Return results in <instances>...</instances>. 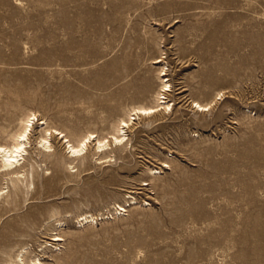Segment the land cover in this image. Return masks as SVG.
I'll use <instances>...</instances> for the list:
<instances>
[{
  "label": "rangeland",
  "instance_id": "374dc122",
  "mask_svg": "<svg viewBox=\"0 0 264 264\" xmlns=\"http://www.w3.org/2000/svg\"><path fill=\"white\" fill-rule=\"evenodd\" d=\"M163 79L171 110L71 157ZM31 112L22 181L0 168V264H264V0H0L1 145ZM47 129L65 137L40 152Z\"/></svg>",
  "mask_w": 264,
  "mask_h": 264
},
{
  "label": "bare ground",
  "instance_id": "6f19581e",
  "mask_svg": "<svg viewBox=\"0 0 264 264\" xmlns=\"http://www.w3.org/2000/svg\"><path fill=\"white\" fill-rule=\"evenodd\" d=\"M162 62L163 60L161 59V57L154 60V63H162ZM166 74L167 73L165 72V69H162L161 75L166 76ZM170 91H172V85L169 83V80L163 79L162 87L157 93V97H156L157 103L152 106H137V107L132 108L128 114L129 118L121 119L119 123L114 127V134L112 135L111 140L100 139L93 132L83 135L76 143H71L68 140L67 141L68 149L70 150L69 153H71V157L74 160L84 157L89 143L94 139H96V143L94 147V151L96 153L105 152V150L112 144L117 145V146L123 144L127 140V133H126L125 128L130 127V124L132 123L133 119L141 118V117H151L153 114H155L157 111L161 109H164V110L172 109V105L170 104V102L168 101V97L166 96L168 95ZM216 100L217 98H215V100H212L211 102H208V103L192 101V105L194 108L197 109V111L205 112V111H209L212 108ZM35 118H36V114L31 112L25 118L21 120L19 129L15 133L9 136V138L13 141L12 145L7 146V145L0 144V158H1L0 168L1 169L4 168L7 170L15 169L8 173L10 174V176L11 174L13 175L17 174L16 179L13 180L14 183H18L19 181H22V177L18 176V174L22 172L23 170L20 171V169H16V168L20 166L21 162L25 159V154H27L28 152V146L31 143L30 135L32 134V130L35 127L34 126ZM53 132L61 135L63 138L65 137L63 132L58 131L57 129L45 130V135H42V137H40V141L38 142V146L40 145L39 146L40 152H43V151L50 152V150L53 148L54 146L52 143L53 142V139H52ZM2 196H3V193H0V197ZM8 210H12V209L10 208ZM23 216L24 215L21 216L22 219H23ZM103 217H105V215L101 214V218ZM96 219L97 217H95L94 215H85L82 218V221L94 222ZM60 239H61L60 237H56L55 241L60 240ZM22 254H23V251L20 254H18V257H21L20 259H22V256H23ZM40 258H37V256L34 258H30L29 263L30 264H43L41 263Z\"/></svg>",
  "mask_w": 264,
  "mask_h": 264
},
{
  "label": "built area",
  "instance_id": "2783aa9c",
  "mask_svg": "<svg viewBox=\"0 0 264 264\" xmlns=\"http://www.w3.org/2000/svg\"><path fill=\"white\" fill-rule=\"evenodd\" d=\"M123 211V210H122Z\"/></svg>",
  "mask_w": 264,
  "mask_h": 264
}]
</instances>
